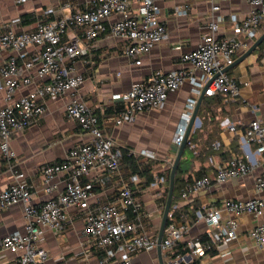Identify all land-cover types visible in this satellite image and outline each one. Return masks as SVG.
<instances>
[{
  "label": "built area",
  "instance_id": "obj_1",
  "mask_svg": "<svg viewBox=\"0 0 264 264\" xmlns=\"http://www.w3.org/2000/svg\"><path fill=\"white\" fill-rule=\"evenodd\" d=\"M28 0H18L19 3ZM212 1V0H210ZM253 9L244 17L235 14L230 19L233 35L220 34L224 17L217 12L219 4L211 6V20L204 26V34L197 48L182 54V60L190 68L171 71L156 70L150 77L135 83L123 95H115L125 106L115 118L116 124L133 122L142 112L165 107L170 92L180 89L185 83L191 85L180 124L173 141L180 147L192 120L198 100L202 94L213 96L224 94L235 97L240 93L237 80L225 68L235 62L236 55L246 51L264 32V0H246ZM137 2V12L132 5ZM160 0H93L85 8H74L73 0H60V7L70 13L52 20L37 22L30 29H18V22L0 24V55L10 52L8 59L0 65V149L11 171V181L0 190V209L23 204L27 220L24 232L16 231L0 237V251L9 250L17 254L15 264H47L50 252L39 243L45 229L62 231L67 222L66 210L76 207L85 210V234L90 244L106 252V260L117 257L119 264H132V256L143 250L157 248L158 236L151 235L145 228L142 214L143 204L127 184L119 189V201L107 202L97 207L90 204L93 184L85 178L96 167H103L110 174L119 170L123 151L119 143L100 126L95 110L78 98L76 91L82 86L86 75L76 71V62L85 60L89 54L81 39L95 40L109 32L120 40V50L133 65H140L143 56L168 36L165 23L160 17ZM179 13L181 9H177ZM113 15L120 17L107 24ZM69 32L73 38L64 36ZM30 47H39L32 54ZM34 84L33 89L17 95L23 88ZM64 98L67 117L79 124L89 134V139L73 146L66 157L59 162L46 163L40 168L45 179V191L52 193L53 181L65 174V189L42 203L34 204L33 187L24 172L16 167L17 155L11 147L12 135L36 124L46 111L48 99ZM198 127L195 120L192 130ZM230 131L241 138L245 156L232 154L231 158L217 167L215 181L223 183L231 178L249 174L258 160L253 158L250 145L255 153L264 158V123L252 119L242 128L234 122L228 124ZM216 147L219 143L215 144ZM194 147L193 144H190ZM148 158L155 155L149 150L141 151ZM176 157V156H175ZM175 157L167 161L172 167ZM136 182H145L137 174L131 176ZM168 176L157 178L155 185L165 183ZM213 180L204 175L188 182L180 190L181 197L188 199L202 189L209 187ZM258 190L264 188V175L256 178ZM225 209L231 213L225 225L221 224V210L207 207L198 211L208 226V239L189 242L192 252L202 257L216 243L237 237V217L244 214H264V198L228 199ZM134 217H130L128 210ZM189 225L180 222L176 210L170 209L168 222L162 238V249L172 250L179 245ZM255 245L264 248V223L249 231ZM183 255L173 258V264H189Z\"/></svg>",
  "mask_w": 264,
  "mask_h": 264
},
{
  "label": "crops",
  "instance_id": "obj_2",
  "mask_svg": "<svg viewBox=\"0 0 264 264\" xmlns=\"http://www.w3.org/2000/svg\"><path fill=\"white\" fill-rule=\"evenodd\" d=\"M91 1L93 0H73V5L74 8H85ZM59 2L60 0H28L19 3L18 0H0V24L17 21L18 29H30L40 20H52L70 13L71 10H63ZM213 3L219 4L220 10L217 13L224 17L220 24V34L228 36L233 35L231 15L242 18L253 9L246 0H160V17L167 27L168 36L143 56L140 65L128 62L120 50V40L109 32L95 40H80V43L88 47L89 54L84 61L80 59L75 64L76 71L86 75L76 95L95 110L100 126L119 143L123 151L122 163L117 172L110 174L103 167H96L85 178L86 182L93 184L90 204L97 207L107 202L119 201L120 187L123 184L129 185L143 204L142 218L151 235H159L169 191L171 167L167 161L174 158L179 149L173 138L190 95L191 85L185 83L180 89L170 92L164 108L142 112L135 121L122 124H116L115 118L125 102L115 95L125 94L135 83L150 77L156 70L167 72L190 68L191 65L182 60V54L200 44L205 32L204 26L211 20ZM138 8V3L135 2L132 11L135 13ZM177 9L182 12L179 13ZM119 17L120 15L111 16L107 24ZM75 36L74 32H69L64 39ZM261 43L228 70L240 86L237 96L215 94L212 97L204 96L202 100L197 114L201 121L197 127L200 131L193 139L194 147L184 149L182 157L190 158L198 149L203 151L200 157L191 159L185 167L193 178L201 171L211 177L213 182L188 199L182 198L179 193L174 200L173 195L170 209L176 210L180 222L187 223L189 230L174 249H162L164 264H173L174 254L179 249L187 251L183 256L195 264H264V248H258L249 235L253 227L264 223V214L255 216L244 213L238 216L237 237L214 244L202 257L194 254L189 245L192 240L206 241L209 238L208 226L198 216V211L204 212L207 207L220 209L221 224L225 225L226 220L232 216L225 209L226 200L264 198V188L258 190L256 187V178L264 175V158L255 153L254 144L250 147L253 158L259 163L249 174L223 183L214 180L217 167L226 162L230 155L246 154L241 138L229 130L228 124L234 122L238 128H242L256 118L264 123V47L260 46ZM29 50L35 54L40 48L30 47ZM246 51L236 55L235 61ZM10 54L4 52L0 55V65ZM33 87L34 84L29 85L17 95L26 93ZM2 104L0 94V105ZM195 130H191L190 135ZM89 137L78 123L67 117L64 98L48 99L43 117L26 130L12 135L11 147L17 155L16 167L34 185V204L56 197L65 189V174H60L53 181V192L47 193L41 166L62 161L73 146ZM216 143L219 146L216 147ZM143 150H149L155 157L143 156ZM133 163L138 164V171H134ZM134 174L146 181L139 183L132 180L131 176ZM148 175L152 177L149 183ZM163 175L168 176V180L155 185L157 178ZM11 178V171L0 149V190ZM128 214L130 217L135 216L130 209ZM66 215L64 230L45 229L39 241L50 252L47 264H119L117 257L106 260V252L90 244L84 231L85 210L69 207ZM26 223L23 204L0 209V237L16 231L24 232ZM16 258L17 254L14 252L0 251V264H15ZM132 264H161L157 248L135 253Z\"/></svg>",
  "mask_w": 264,
  "mask_h": 264
},
{
  "label": "water",
  "instance_id": "obj_3",
  "mask_svg": "<svg viewBox=\"0 0 264 264\" xmlns=\"http://www.w3.org/2000/svg\"><path fill=\"white\" fill-rule=\"evenodd\" d=\"M263 40H264V32L252 43V45L243 54V56H241L238 60H236L234 62V64L239 62L241 59H243L247 55H249ZM233 65L226 67L225 71H228ZM203 98H204V94H202L200 96L199 100H198V104H197L196 109L194 111L192 120H191V122L189 124L188 130H187V133H186V136H185V140L182 143V145L179 147L178 152H177L176 157H175V160H174V163H173V165L171 167L170 178H169V191H168V196H167V200H166V204H165V208H164V212H163V216H162V220H161V226H160V230H159V235H158L157 250H158V253H159L160 263L161 264H164V262L162 260V257H161V253H162V245H161V243H162V238H163V234H164V229H165V226H166V224L168 222V213H169V210L171 208L172 201H173L176 172H177L178 166L180 164V161H181V158H182L185 146H186V142H187L188 137L190 135V132H191V130L193 128L194 122H195V120L197 121V124H200V122H201L200 118L197 116V114H198V110L200 108V105L202 103Z\"/></svg>",
  "mask_w": 264,
  "mask_h": 264
},
{
  "label": "trees",
  "instance_id": "obj_4",
  "mask_svg": "<svg viewBox=\"0 0 264 264\" xmlns=\"http://www.w3.org/2000/svg\"><path fill=\"white\" fill-rule=\"evenodd\" d=\"M261 47H264V40H263V42L261 43V45H260ZM217 95H222V96H224V94H221V93H219V94H217ZM226 96V95H225ZM208 97H212V96H208ZM203 123H204V121H203ZM199 128H197L195 131H194V133H192L189 137H188V140H187V142H186V146H185V149H188L189 147H190V144H192L193 143V139H194V137H195V135H197L198 133H199ZM213 147V146H212ZM212 147H210V149H213ZM203 154V151H201V150H197V152L193 155V156H191L190 158H184V157H182L181 158V161H180V164H179V166H178V169H177V172H176V177H175V188H174V200L178 197V195H179V193H180V190H181V188L183 187V186H185L188 182H192L194 179H196V178H200V177H202V176H204V175H206V173L205 172H201V171H199V172H197V176L196 177H192V175L189 173V169L188 168H186L185 167V164L187 163V162H191V159H195V158H198V157H200L201 155ZM231 158V155H230V157L228 158V160ZM132 160V159H131ZM134 165H133V167H134V171H138L139 170V166H138V164H136V163H133ZM151 180H152V177L151 176H149L148 175V178H147V182L149 183V182H151ZM166 191H168V188H167V190ZM187 251H185V250H182V249H179V251H177L175 254H174V257H176V256H178V255H185L184 253H186ZM189 264H195L194 262H190Z\"/></svg>",
  "mask_w": 264,
  "mask_h": 264
}]
</instances>
